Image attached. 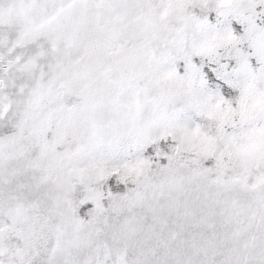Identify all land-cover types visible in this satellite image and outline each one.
<instances>
[{
	"label": "snow or ice",
	"instance_id": "snow-or-ice-1",
	"mask_svg": "<svg viewBox=\"0 0 264 264\" xmlns=\"http://www.w3.org/2000/svg\"><path fill=\"white\" fill-rule=\"evenodd\" d=\"M0 264H264V0H0Z\"/></svg>",
	"mask_w": 264,
	"mask_h": 264
}]
</instances>
